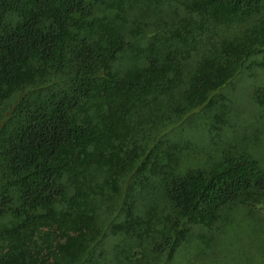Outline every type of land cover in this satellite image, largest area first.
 <instances>
[{"label": "trees", "instance_id": "obj_1", "mask_svg": "<svg viewBox=\"0 0 264 264\" xmlns=\"http://www.w3.org/2000/svg\"><path fill=\"white\" fill-rule=\"evenodd\" d=\"M235 246L264 264V0H0V264Z\"/></svg>", "mask_w": 264, "mask_h": 264}, {"label": "rangeland", "instance_id": "obj_2", "mask_svg": "<svg viewBox=\"0 0 264 264\" xmlns=\"http://www.w3.org/2000/svg\"><path fill=\"white\" fill-rule=\"evenodd\" d=\"M245 72V71H244ZM246 75V74H245ZM258 81L255 77L245 76L237 81H231L222 87V91L228 95L232 103L238 110L246 109L251 106L250 92L253 86H257ZM245 249L241 247H233L231 252L226 251L222 264H250L243 258ZM255 254L252 255V264H255Z\"/></svg>", "mask_w": 264, "mask_h": 264}]
</instances>
